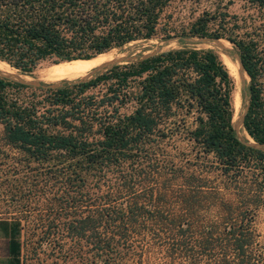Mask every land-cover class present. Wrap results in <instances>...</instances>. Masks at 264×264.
<instances>
[{
    "label": "trees",
    "instance_id": "trees-1",
    "mask_svg": "<svg viewBox=\"0 0 264 264\" xmlns=\"http://www.w3.org/2000/svg\"><path fill=\"white\" fill-rule=\"evenodd\" d=\"M168 2L0 0V59L24 72L45 56L90 59L150 37ZM238 19L218 5L203 10L178 47L64 81L42 106L8 96L7 85L22 83L0 76L4 264H22L25 231L34 264H259L264 37ZM183 36L235 47L253 143L233 129L234 86L218 53ZM136 77V105L120 113ZM100 83L99 96L85 91Z\"/></svg>",
    "mask_w": 264,
    "mask_h": 264
},
{
    "label": "rangeland",
    "instance_id": "rangeland-1",
    "mask_svg": "<svg viewBox=\"0 0 264 264\" xmlns=\"http://www.w3.org/2000/svg\"><path fill=\"white\" fill-rule=\"evenodd\" d=\"M217 5L221 9H226L230 14H235L239 18L238 20L240 21V24L245 23L250 27L256 28L259 31L260 38L264 37V7H259L255 4L249 3L246 0H169L158 18L155 32L150 37L129 40L123 44L112 46L107 50L102 51L107 53L108 56L89 67L82 74L54 78L48 76L47 73L51 69L64 63L71 62V59H57L54 56H45L37 60L32 69L27 72L21 71L20 69L15 68L7 63L5 60L0 59V61H3L8 68V70L0 69V74H7L11 77L19 76L24 79H28L29 77L28 80H38L41 83L46 84L66 79L75 80L79 77H86L89 76L95 69L100 68L102 70L104 66L114 62L118 63L120 66L129 65L131 62L139 60L140 54L147 53L152 50H165L168 48L178 47L179 43L175 36L181 35V33L186 31L191 21L203 10H213ZM192 38H194V41L187 43L188 45L195 46L197 48L210 47L214 49L218 53L224 65H227V63H225L226 61L221 55L222 52L229 57V62L235 65L237 74H235L234 77L232 75L233 72H229V69L226 65L225 67L231 77L232 87L235 86L234 81H236L239 102L236 106V110L235 107L234 110L236 111V115L239 116L243 110V104L245 101L244 93L248 83V76L245 71L239 67L235 47L223 37L218 38L217 41H212L210 39L200 40L195 36ZM127 55H133L136 57L127 60H118L120 57ZM138 79L139 77H136L134 80L128 81V84L125 87V97L121 100V102H119L118 111L120 113H128L136 105L135 96L139 88L137 83ZM105 86V83H100L95 87L88 88L85 91L87 93L92 92L94 95L99 96L101 93L107 90L105 89ZM54 87L55 86L45 87L31 84H22L18 86L9 84L5 87V91L8 96L15 98L20 104L25 105L29 103H36V105L42 106L47 104L50 88ZM233 90H235V88ZM231 121L233 124L234 120ZM236 135L239 138H246L252 141V139L245 132L241 122L237 127ZM178 143L179 147L181 148L188 147L186 139H181ZM3 149L6 150L7 146L3 144L0 126V150ZM255 227L258 233L257 240L259 244V264H264V205L259 207L256 212ZM29 233V231H25L21 235V239L24 242L21 249L22 264H34L31 252L32 244H30L33 236ZM4 260L5 240L0 237V264H4Z\"/></svg>",
    "mask_w": 264,
    "mask_h": 264
},
{
    "label": "bare ground",
    "instance_id": "bare-ground-1",
    "mask_svg": "<svg viewBox=\"0 0 264 264\" xmlns=\"http://www.w3.org/2000/svg\"><path fill=\"white\" fill-rule=\"evenodd\" d=\"M221 55H222L223 59L226 61L225 63H227V65L226 64L225 65L228 67L229 72H233L232 75L234 77V75L237 74V72H236L237 69H236L235 65H233V63L229 62L230 59L226 54L221 52ZM107 56H108L107 53H101V54L97 55V57L95 56L91 59L71 60L70 63H64L62 65H59V66L51 69L47 73V75L50 77H53V78L54 77H61V76L79 75V74L84 73L89 67L96 64L98 61L105 59ZM0 69L1 70H8L7 66L4 64L3 61H0ZM28 79H29V77H28ZM234 82H235L234 83L235 84V86H234L235 90H233V105H234L235 110H236V106L239 102V94H238V91L236 89V81H234ZM235 110H234V114H233V120L238 118Z\"/></svg>",
    "mask_w": 264,
    "mask_h": 264
},
{
    "label": "water",
    "instance_id": "water-1",
    "mask_svg": "<svg viewBox=\"0 0 264 264\" xmlns=\"http://www.w3.org/2000/svg\"><path fill=\"white\" fill-rule=\"evenodd\" d=\"M178 37H179V36H175V38H178ZM182 39L185 40V41H187V42H193V41H194V38H192V37H186V36H183ZM199 39H200V40L210 39V40H212V41H217V39H215V38L201 37V38H199ZM156 51H158V50H152V51H150V52L140 54V55H139V58H143V57H145V56H147V55H149V54H152V53H154V52H156ZM134 57H136V56H133V55H127V56L120 57L118 60H120V59H126V60H127V59H131V58H134ZM237 60H238L239 67H240L241 69H243V68H242V65H241V62H240V60H239V58H238V55H237ZM0 76H3V77L8 78V79L10 78V79H12V80H14V81H17V82H19V83H22V84H31V85L45 86V87H47V86H57V85H61L64 81L67 82V83H71V82H74V81H77V80L83 78V77H79V78H77V79H75V80H68V79H66V80H61V81H58V82H53V83H46V84H44V83H41V82L38 81V80H28V79H24V78L19 77V76H13V77H11V76H9V75H7V74H3V73H1ZM244 110H245V105H243L242 113L238 116L237 119L234 120V122H233V124H232L233 129L235 130V134H236V130H237V127H238L239 123H240V122L242 123ZM237 137H238V136H237ZM238 138H239V137H238ZM239 139L243 140V138H239ZM248 142H249V143H253V141H251V140H248Z\"/></svg>",
    "mask_w": 264,
    "mask_h": 264
},
{
    "label": "crops",
    "instance_id": "crops-1",
    "mask_svg": "<svg viewBox=\"0 0 264 264\" xmlns=\"http://www.w3.org/2000/svg\"><path fill=\"white\" fill-rule=\"evenodd\" d=\"M0 237H2L5 240V257H6V238L2 235H0Z\"/></svg>",
    "mask_w": 264,
    "mask_h": 264
}]
</instances>
